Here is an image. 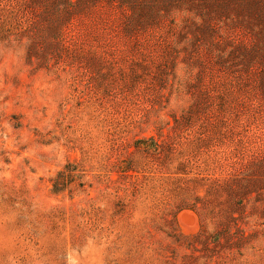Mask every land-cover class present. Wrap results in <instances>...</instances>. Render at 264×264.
<instances>
[{
	"label": "rangeland",
	"instance_id": "374dc122",
	"mask_svg": "<svg viewBox=\"0 0 264 264\" xmlns=\"http://www.w3.org/2000/svg\"><path fill=\"white\" fill-rule=\"evenodd\" d=\"M244 10L136 31L0 0V264H264V8Z\"/></svg>",
	"mask_w": 264,
	"mask_h": 264
},
{
	"label": "trees",
	"instance_id": "16d2710c",
	"mask_svg": "<svg viewBox=\"0 0 264 264\" xmlns=\"http://www.w3.org/2000/svg\"><path fill=\"white\" fill-rule=\"evenodd\" d=\"M66 2L71 7L103 3L106 6L117 8L127 22H134L135 26L139 27L135 29L136 31H145L149 27L157 26L165 19L172 18L177 12H194L200 25H204L205 31H210L219 23L231 22L234 17L233 13L239 9L245 8L247 10H244L245 14L247 12L245 17L254 20V15L257 17L260 9L264 8V0H66ZM256 21H258L257 18ZM260 51L264 54V49ZM246 52L247 60H253L255 52L253 50H246ZM68 178V174L59 172L53 180V191L63 190ZM189 209L195 211L194 208Z\"/></svg>",
	"mask_w": 264,
	"mask_h": 264
}]
</instances>
